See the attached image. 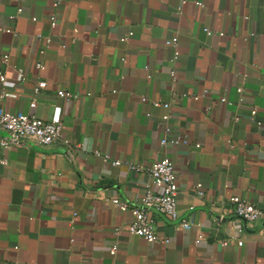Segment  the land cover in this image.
Masks as SVG:
<instances>
[{"label": "crops", "instance_id": "0c3cea01", "mask_svg": "<svg viewBox=\"0 0 264 264\" xmlns=\"http://www.w3.org/2000/svg\"><path fill=\"white\" fill-rule=\"evenodd\" d=\"M200 1L0 0L1 106L44 118L60 107L71 142L0 148V264H264V218L231 199L264 208V0ZM165 156L192 222L152 210L161 239L149 241L112 198L140 201Z\"/></svg>", "mask_w": 264, "mask_h": 264}, {"label": "built area", "instance_id": "2783aa9c", "mask_svg": "<svg viewBox=\"0 0 264 264\" xmlns=\"http://www.w3.org/2000/svg\"><path fill=\"white\" fill-rule=\"evenodd\" d=\"M19 1L18 9L22 10L23 6L21 0ZM185 0H181L184 2ZM61 0H53V5L58 6ZM199 4L202 1L198 0ZM181 5L179 6V9ZM33 18H36L33 16ZM57 15L55 12L51 14V23H56ZM204 29L211 33L214 30L205 26ZM133 30H128L127 33L122 35V38H126L128 35L132 34ZM166 43L173 46L174 52L172 58H176L179 54L177 49L178 35L173 34L166 38ZM9 55H4V60H8ZM36 66L42 67L43 62L41 60L36 61ZM23 77V72L20 70L19 78ZM6 76L4 73L0 72V79L4 82ZM45 80H39L35 85V92L41 86H45ZM242 89V86H239ZM207 91V90H206ZM57 93L66 98H72L76 96L74 92L65 88H58ZM8 94L6 88H2L0 91V98ZM146 99V96H142ZM221 100L226 101L227 97L225 95L221 96ZM155 103H164L169 105V102H162L160 99H155ZM36 104V99L33 98L31 105ZM256 109L253 108L252 115L255 114ZM238 118V116H236ZM177 140V139H175ZM187 141L186 138H183ZM28 142L37 145H47L52 143H60L65 146H71L69 138L64 135L63 132V120L61 115V108L58 107L51 118H44L34 112H18L3 109L0 103V148L9 147L12 144L19 142ZM200 143H196L199 146ZM99 153V150H95ZM105 158L109 157V154H104ZM6 158L4 155L0 154V162H5ZM114 163H120L121 160L116 158L113 160ZM129 166L131 168L140 169L141 164L130 162ZM149 179L147 181V186L144 195L141 200L134 203L126 199H122L118 196H114L113 201L119 206L121 210H129L132 214L131 220L128 224L129 230L133 233L140 234L144 236L149 241L159 240L161 237L155 228V217L152 210H156L169 219H178V224L183 227L190 226L192 222V216H179L177 209V192H178V181H177V171L175 167V162L168 156L158 158L152 162L148 168ZM201 182H198V191L203 192L201 187ZM235 212L237 215L245 218L247 220H258L264 218V208L250 199L241 197L239 195H234L231 197ZM202 235L199 236V238ZM167 238H165L166 240ZM222 244H227L229 239L227 237H222L219 239ZM242 243L240 239L238 241ZM118 247L117 242L113 243L110 247L112 253L116 252ZM207 264H217L215 260H209Z\"/></svg>", "mask_w": 264, "mask_h": 264}]
</instances>
